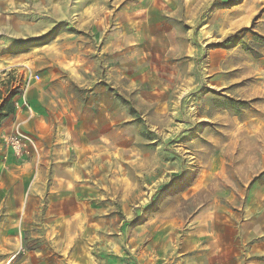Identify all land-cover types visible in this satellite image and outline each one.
I'll use <instances>...</instances> for the list:
<instances>
[{
  "label": "rangeland",
  "instance_id": "obj_1",
  "mask_svg": "<svg viewBox=\"0 0 264 264\" xmlns=\"http://www.w3.org/2000/svg\"><path fill=\"white\" fill-rule=\"evenodd\" d=\"M229 1L0 0L41 149L0 124V264H264V0Z\"/></svg>",
  "mask_w": 264,
  "mask_h": 264
},
{
  "label": "built area",
  "instance_id": "obj_2",
  "mask_svg": "<svg viewBox=\"0 0 264 264\" xmlns=\"http://www.w3.org/2000/svg\"><path fill=\"white\" fill-rule=\"evenodd\" d=\"M37 79V75L31 74L25 78L22 86V94L13 102L14 115L17 112H24L29 118L32 116V109L27 101L26 94L31 82ZM22 125V121L16 120L12 124L11 130L7 134H4L1 139L2 150L5 151L3 158L28 159L38 164L41 157V149L34 137L23 131Z\"/></svg>",
  "mask_w": 264,
  "mask_h": 264
},
{
  "label": "trees",
  "instance_id": "obj_3",
  "mask_svg": "<svg viewBox=\"0 0 264 264\" xmlns=\"http://www.w3.org/2000/svg\"><path fill=\"white\" fill-rule=\"evenodd\" d=\"M237 4V1L230 0L229 6H235ZM14 109L12 106V102L10 100L4 101L2 105L0 106V124L2 121L7 118L10 115H13Z\"/></svg>",
  "mask_w": 264,
  "mask_h": 264
},
{
  "label": "crops",
  "instance_id": "obj_4",
  "mask_svg": "<svg viewBox=\"0 0 264 264\" xmlns=\"http://www.w3.org/2000/svg\"><path fill=\"white\" fill-rule=\"evenodd\" d=\"M22 113V112H21ZM14 118H15V121H22L23 122V125H22V128L24 129V126L28 123V120L30 119L28 117V115L26 113H22L20 115V112H17L15 115H14Z\"/></svg>",
  "mask_w": 264,
  "mask_h": 264
}]
</instances>
